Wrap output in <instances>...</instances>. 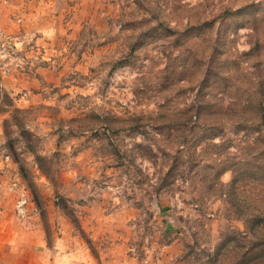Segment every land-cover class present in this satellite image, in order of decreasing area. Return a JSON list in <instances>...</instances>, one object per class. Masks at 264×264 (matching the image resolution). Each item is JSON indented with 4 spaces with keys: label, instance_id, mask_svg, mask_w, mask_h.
I'll list each match as a JSON object with an SVG mask.
<instances>
[{
    "label": "rangeland",
    "instance_id": "obj_1",
    "mask_svg": "<svg viewBox=\"0 0 264 264\" xmlns=\"http://www.w3.org/2000/svg\"><path fill=\"white\" fill-rule=\"evenodd\" d=\"M0 264H264V0H0Z\"/></svg>",
    "mask_w": 264,
    "mask_h": 264
},
{
    "label": "trees",
    "instance_id": "obj_2",
    "mask_svg": "<svg viewBox=\"0 0 264 264\" xmlns=\"http://www.w3.org/2000/svg\"><path fill=\"white\" fill-rule=\"evenodd\" d=\"M40 168L42 169V171L44 172V173H47L44 169H43V167L42 166H40Z\"/></svg>",
    "mask_w": 264,
    "mask_h": 264
},
{
    "label": "built area",
    "instance_id": "obj_3",
    "mask_svg": "<svg viewBox=\"0 0 264 264\" xmlns=\"http://www.w3.org/2000/svg\"><path fill=\"white\" fill-rule=\"evenodd\" d=\"M19 210H22V208H21V207H19Z\"/></svg>",
    "mask_w": 264,
    "mask_h": 264
}]
</instances>
